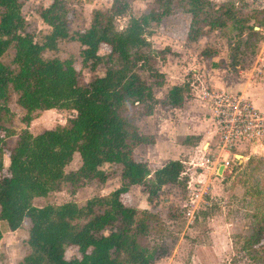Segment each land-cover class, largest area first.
<instances>
[{
	"label": "trees",
	"instance_id": "obj_1",
	"mask_svg": "<svg viewBox=\"0 0 264 264\" xmlns=\"http://www.w3.org/2000/svg\"><path fill=\"white\" fill-rule=\"evenodd\" d=\"M134 1L113 0L109 9L93 12L86 30L71 32L66 0H52L37 11L49 28L37 42L26 31L23 0H0V59L13 52L10 65L0 62V223L15 232L30 219V253L22 264H156L161 254L157 242L163 230L161 218L126 205L123 196L139 186L152 201L164 187L185 185L187 179L180 160L152 170V163L138 156V147L156 143L155 136L140 132L138 118L151 116L158 105L168 110L182 108L192 95L186 81L172 86L165 99L155 96V89L166 84L158 65L167 51L154 49L153 28L171 16L184 15L188 17L187 40L194 43L227 30L233 34L234 61L241 52L255 50L263 39L255 28H264V8L249 9L246 0L221 4L152 0L154 7L139 17L131 15ZM124 18L127 23L119 30L117 21ZM64 40L81 46L83 69L103 68V75L82 84L74 61L44 58L46 51H55ZM213 52L205 49L203 54ZM14 96L25 112L21 120L26 127L11 148L7 140L16 133L8 128L7 120ZM48 110L75 115L64 126L33 135L29 127L34 114ZM76 153L80 166L66 171ZM105 166L111 170H104ZM233 169L245 188L237 202L250 220L245 234L232 237L233 258L264 264V160L237 161ZM116 172L120 186L107 196L94 197L81 206L75 202L33 205L35 198L66 188L73 194L90 182L105 184ZM2 235L0 228V241ZM69 249L77 255L68 257Z\"/></svg>",
	"mask_w": 264,
	"mask_h": 264
},
{
	"label": "rangeland",
	"instance_id": "obj_2",
	"mask_svg": "<svg viewBox=\"0 0 264 264\" xmlns=\"http://www.w3.org/2000/svg\"><path fill=\"white\" fill-rule=\"evenodd\" d=\"M212 1L221 4L226 0ZM51 2L52 0H23L27 18L26 31L34 34L37 42H41L42 37L49 32L37 11L42 6H49ZM112 2L113 0H66L70 11L71 32L86 30L90 26L93 12L109 9ZM246 2L249 9L264 8V0ZM153 7L152 0H135L132 3L131 15L139 17ZM127 19L117 21L119 30L125 27ZM187 28L188 17L184 15L171 16L165 19L163 24L153 28L154 49L167 51L165 60L158 65L159 70L166 75V84L163 88L155 89V96L158 99L166 98L167 91L173 84L189 81L199 85L201 81L205 84H214L219 90L229 88L230 91H225L241 93L264 110V28L256 27L258 28L256 31L263 35L256 49L241 52L235 61L232 59L233 34L227 30L215 31L194 43L187 40ZM81 49L78 43L64 40L58 43L55 51H46L44 58L74 61L80 72V82L85 84L95 76L103 75L104 69L99 68L96 72L83 69ZM205 49L214 52L211 55L203 54ZM12 60L13 52L9 51L0 62L10 65ZM15 100L14 96L10 104L12 114L7 120L8 128L16 133L7 140V145L11 148L17 142V135L26 127L21 120L25 112ZM74 115L73 112L66 110L40 111L34 114L35 118L29 130L33 135H37L66 125ZM201 120L205 122L206 131L209 132L211 126L208 110L204 103L193 96L186 101L181 111L168 110L158 105L151 116L138 118L140 132L156 138L154 145L138 147L135 151L138 156L147 158L152 163V170L173 160L182 161L187 183L164 187L152 201L148 200L141 187L134 186L123 196V202L128 206L157 213L161 218L163 230L157 241L161 247V254L156 264H251L245 258H233L232 237L236 234H245L250 227V220L244 217L237 202L244 196L245 188L235 179L238 174V171L233 169L235 165L232 166L231 174L228 172L223 177L214 176L211 179L200 178L193 166L200 158L197 149L204 142L196 141L194 138V134L201 133L202 137L204 133ZM238 155L245 157L238 158L242 163H247L249 158L264 160V151L255 154L242 151ZM80 163V156L76 153L66 171L77 169ZM7 164L6 159L5 166ZM104 170L109 171L111 168L105 166ZM229 176L230 180L227 181ZM119 186L120 177L116 172L105 184L90 182L73 194L66 188L60 192L50 193L46 197L35 198L33 205L40 208L75 202L81 206L94 197L109 195ZM187 210L194 211L193 219L186 215ZM30 227L31 221L28 218L15 232H10L5 223H0L3 233L0 241V264H22L30 253L28 245ZM75 255H77L75 249L67 251L68 257Z\"/></svg>",
	"mask_w": 264,
	"mask_h": 264
},
{
	"label": "built area",
	"instance_id": "obj_3",
	"mask_svg": "<svg viewBox=\"0 0 264 264\" xmlns=\"http://www.w3.org/2000/svg\"><path fill=\"white\" fill-rule=\"evenodd\" d=\"M191 95L205 104L212 136L199 148L200 158L193 163L199 177L211 179L232 173L242 151H264V111L241 93L215 89L204 82H189ZM197 151V153H198ZM195 171V172H197ZM208 175V176H207ZM182 176H186L185 171ZM194 211L186 215L193 219Z\"/></svg>",
	"mask_w": 264,
	"mask_h": 264
},
{
	"label": "crops",
	"instance_id": "obj_4",
	"mask_svg": "<svg viewBox=\"0 0 264 264\" xmlns=\"http://www.w3.org/2000/svg\"><path fill=\"white\" fill-rule=\"evenodd\" d=\"M163 73H164V72H163ZM164 74H165V73H164ZM184 82H186V81H184ZM184 82H183V83H184ZM206 82H208V81H206ZM207 84H209V85L212 86V87L215 86L214 84H211V83H207ZM175 85H180V84H173L172 86H175ZM172 86H171V87H172ZM171 87H170V88H171ZM170 88H169V89H170ZM214 88H215V87H214ZM158 89H160V88H158ZM215 89H216V88H215ZM218 90H219V89H218ZM225 90L230 91L229 88H227V89H222V91H225ZM168 91H169V90H168ZM168 91H167V94H168ZM166 96H167V95H166ZM247 98H248V97H247ZM164 99H165V98H164ZM188 99H190V98H188ZM188 99H187V100H188ZM187 100H186V101H187ZM249 100H251V99H249ZM186 101H185V103H186ZM198 101L201 102L200 100H198ZM251 101H252V100H251ZM252 102H253V104L256 106L257 103L254 102V101H252ZM185 103H184V104H185ZM201 103H202V102H201ZM258 105H260V104L258 103ZM183 106H184V105H183ZM260 106H262V105H260ZM256 107H257V106H256ZM262 107H263V106H262ZM182 108H183V107H182ZM182 108H178V109H176V111H181ZM257 108H258V107H257ZM206 109H207V108H206ZM259 109H260V108H259ZM263 109H264V108H263ZM260 110H262V109H260ZM262 111H264V110H262ZM200 123H201V125H203L204 133H202V137L200 136L201 133H197V134H194V135H195V137H199V138H200V141H204V142L209 141V140L211 139L212 132H211V130H210L209 132L206 131V127H205L206 125H205V122H204V121L201 120ZM209 126H210V124H209ZM198 150H199V149H197V151H198Z\"/></svg>",
	"mask_w": 264,
	"mask_h": 264
},
{
	"label": "water",
	"instance_id": "obj_5",
	"mask_svg": "<svg viewBox=\"0 0 264 264\" xmlns=\"http://www.w3.org/2000/svg\"><path fill=\"white\" fill-rule=\"evenodd\" d=\"M255 30H258V28H256Z\"/></svg>",
	"mask_w": 264,
	"mask_h": 264
}]
</instances>
